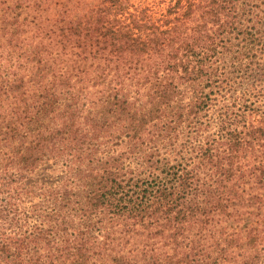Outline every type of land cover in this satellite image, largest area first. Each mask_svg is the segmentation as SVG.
<instances>
[{"label":"trees","instance_id":"1","mask_svg":"<svg viewBox=\"0 0 264 264\" xmlns=\"http://www.w3.org/2000/svg\"><path fill=\"white\" fill-rule=\"evenodd\" d=\"M160 5L0 0V264H264V0Z\"/></svg>","mask_w":264,"mask_h":264},{"label":"rangeland","instance_id":"2","mask_svg":"<svg viewBox=\"0 0 264 264\" xmlns=\"http://www.w3.org/2000/svg\"><path fill=\"white\" fill-rule=\"evenodd\" d=\"M135 5H140L142 8L148 7L151 8V6L160 7L161 1L163 0H132ZM153 9V8H152ZM153 11H155L153 9Z\"/></svg>","mask_w":264,"mask_h":264}]
</instances>
